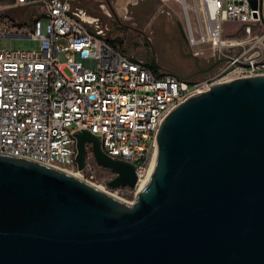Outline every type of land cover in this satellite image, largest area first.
Wrapping results in <instances>:
<instances>
[{
  "label": "water",
  "instance_id": "obj_1",
  "mask_svg": "<svg viewBox=\"0 0 264 264\" xmlns=\"http://www.w3.org/2000/svg\"><path fill=\"white\" fill-rule=\"evenodd\" d=\"M76 139L78 170L90 146L110 187H136L134 164ZM155 146L134 202L0 153V264H264V75L183 102Z\"/></svg>",
  "mask_w": 264,
  "mask_h": 264
},
{
  "label": "built area",
  "instance_id": "obj_2",
  "mask_svg": "<svg viewBox=\"0 0 264 264\" xmlns=\"http://www.w3.org/2000/svg\"><path fill=\"white\" fill-rule=\"evenodd\" d=\"M175 1L184 9L193 55L209 47L217 59V71L205 79L172 80L171 71H155L128 55L94 28L97 19L92 25L82 20L85 11L75 0H14L10 6L41 7L28 31L26 22L15 23L0 5V37L41 42L38 50L0 49V153L20 146L76 168V134L90 128L93 135H103L101 147L108 156L137 161L136 187L114 188L117 195L122 189L137 194L148 177L158 134L148 135V128L166 119L157 117L158 109H167L168 116L180 92H187L188 100L217 84L264 75V0ZM40 17L47 19L45 29ZM226 23L239 26L226 32ZM240 28L242 40L233 37ZM238 47L240 54H230ZM154 81L170 85L169 99H160L161 90L151 95Z\"/></svg>",
  "mask_w": 264,
  "mask_h": 264
},
{
  "label": "rangeland",
  "instance_id": "obj_3",
  "mask_svg": "<svg viewBox=\"0 0 264 264\" xmlns=\"http://www.w3.org/2000/svg\"><path fill=\"white\" fill-rule=\"evenodd\" d=\"M88 15L97 19L94 28L101 31L114 45L119 46L128 55L145 62L154 61L160 69L172 71L181 77L190 80L205 79L213 75L218 69L217 59L209 47L194 56L189 48L186 38L184 9L175 0L163 2L162 0H75ZM190 1V0H188ZM14 0H0L15 23L26 22L25 31L32 25V18L41 15L40 6L22 7L10 6ZM193 17V13L191 12ZM43 29L47 19L40 17ZM157 23V24H156ZM162 25L170 31L166 37L156 38L155 27ZM238 23H226V32H231ZM233 37L242 40L245 35L242 28ZM41 42L30 37H0V49H27L38 50ZM199 50V49H198ZM241 47L235 48L230 54H240ZM62 61L65 60L61 55ZM71 173L115 194L114 188L108 185L116 175L111 170L100 166L93 155L92 149L87 148L86 166L79 171L78 168H67ZM127 202H134L136 193L134 189H122L115 194Z\"/></svg>",
  "mask_w": 264,
  "mask_h": 264
},
{
  "label": "bare ground",
  "instance_id": "obj_4",
  "mask_svg": "<svg viewBox=\"0 0 264 264\" xmlns=\"http://www.w3.org/2000/svg\"><path fill=\"white\" fill-rule=\"evenodd\" d=\"M83 17L85 19L92 20V18L86 14L83 15ZM171 78H172V80L183 79V77H181L180 75L172 73V72H171ZM159 91H160V99H169L170 85H163L162 86V81H154V83L151 87V95H159ZM185 100H187V92H180L177 95L176 104H173V110L176 107H178L180 104H182ZM157 117H167V109H158L157 110ZM160 127H161V120H154V123H152L151 127L148 128V135H156V133L159 132ZM82 130H86V131H89L91 133L90 128H82ZM96 136L100 139L101 142H103V135H96ZM155 144H156V142H155ZM155 144H154V147H152V152H151L150 157H149V161H148V165H147V172L150 171V168H151V165H152V162L154 159L155 148H156ZM5 154L17 155V156H21V157H28L31 160H35V161H38V162L43 163V164H50L53 167H57V169H59L60 171H63L65 173H68L70 175H73L77 178L82 179L81 177H78L77 175H75L78 173H71L70 170L67 169V168H73V166H71L70 163H66L65 160L59 159L57 156H45L44 152H36V150H34V149H23V150H21L20 146L8 147V149H5ZM119 160L128 163L127 158H119ZM129 163L134 164L136 167V170H138L137 161H130ZM145 181H146V179L140 181V183L137 187L138 190L144 185ZM96 187L103 190L102 189L103 187L102 188L99 186H96ZM108 193H110V192H108ZM110 194L113 195L114 197H117L113 193H110ZM117 198H119V197H117ZM119 199H121V198H119Z\"/></svg>",
  "mask_w": 264,
  "mask_h": 264
},
{
  "label": "crops",
  "instance_id": "obj_5",
  "mask_svg": "<svg viewBox=\"0 0 264 264\" xmlns=\"http://www.w3.org/2000/svg\"><path fill=\"white\" fill-rule=\"evenodd\" d=\"M91 17V16H90ZM92 19L95 17H91ZM96 19V18H95ZM157 24V23H156ZM170 34V31H168L167 29H165L162 25H156L155 27V36L156 38H161V37H166V34ZM172 72V71H171ZM173 73V72H172ZM176 74V73H175Z\"/></svg>",
  "mask_w": 264,
  "mask_h": 264
},
{
  "label": "trees",
  "instance_id": "obj_6",
  "mask_svg": "<svg viewBox=\"0 0 264 264\" xmlns=\"http://www.w3.org/2000/svg\"><path fill=\"white\" fill-rule=\"evenodd\" d=\"M110 42H112V43H114V41H111V40H109ZM150 67H152L155 71H158L160 68H159V66L154 62V61H152V62H146Z\"/></svg>",
  "mask_w": 264,
  "mask_h": 264
},
{
  "label": "flooded vegetation",
  "instance_id": "obj_7",
  "mask_svg": "<svg viewBox=\"0 0 264 264\" xmlns=\"http://www.w3.org/2000/svg\"><path fill=\"white\" fill-rule=\"evenodd\" d=\"M85 14H87V13L86 12L82 13V15H85Z\"/></svg>",
  "mask_w": 264,
  "mask_h": 264
}]
</instances>
